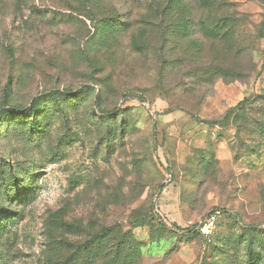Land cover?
Returning <instances> with one entry per match:
<instances>
[{
  "label": "rangeland",
  "instance_id": "rangeland-1",
  "mask_svg": "<svg viewBox=\"0 0 264 264\" xmlns=\"http://www.w3.org/2000/svg\"><path fill=\"white\" fill-rule=\"evenodd\" d=\"M263 114L264 0H0V264H264Z\"/></svg>",
  "mask_w": 264,
  "mask_h": 264
},
{
  "label": "built area",
  "instance_id": "built-area-1",
  "mask_svg": "<svg viewBox=\"0 0 264 264\" xmlns=\"http://www.w3.org/2000/svg\"><path fill=\"white\" fill-rule=\"evenodd\" d=\"M221 213L219 210L211 211L203 220V222L197 227V232L206 240V242L211 241V237L215 230L217 221Z\"/></svg>",
  "mask_w": 264,
  "mask_h": 264
},
{
  "label": "trees",
  "instance_id": "trees-1",
  "mask_svg": "<svg viewBox=\"0 0 264 264\" xmlns=\"http://www.w3.org/2000/svg\"><path fill=\"white\" fill-rule=\"evenodd\" d=\"M250 102H252V100H244V101H241L239 102L235 107L229 109L226 111L221 123L227 119L228 116H230L231 114H233L234 112H236L239 108H243L245 107L246 105H248ZM116 111V110H115ZM263 121H264V114H263ZM254 229V228H252ZM172 231H179L178 228H174ZM191 234H198L197 231H192Z\"/></svg>",
  "mask_w": 264,
  "mask_h": 264
}]
</instances>
